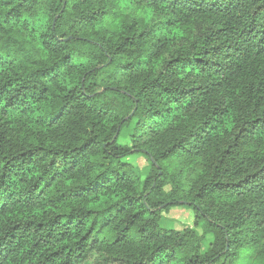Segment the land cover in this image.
I'll use <instances>...</instances> for the list:
<instances>
[{"label": "trees", "instance_id": "1", "mask_svg": "<svg viewBox=\"0 0 264 264\" xmlns=\"http://www.w3.org/2000/svg\"><path fill=\"white\" fill-rule=\"evenodd\" d=\"M93 255L264 264V0H0V264Z\"/></svg>", "mask_w": 264, "mask_h": 264}, {"label": "rangeland", "instance_id": "2", "mask_svg": "<svg viewBox=\"0 0 264 264\" xmlns=\"http://www.w3.org/2000/svg\"><path fill=\"white\" fill-rule=\"evenodd\" d=\"M132 126L123 130L122 133L120 134L119 137V142L120 143H129V135L131 134L132 131ZM127 161L130 162L134 166H138L140 173L142 177L145 176V174L148 171L149 164L146 158L142 155H130L127 157ZM193 219H194V214L193 211L186 208V207H173L171 208L168 212L163 213V218L161 221V224L166 227V228H171V229H177V230H183L188 227L193 226ZM196 232L198 235L202 234V229L197 227ZM209 235L205 237V241L202 242L201 244V249L202 251L205 250L207 241L209 239ZM98 259V256L93 255L89 258V260L85 264H93L96 260Z\"/></svg>", "mask_w": 264, "mask_h": 264}]
</instances>
